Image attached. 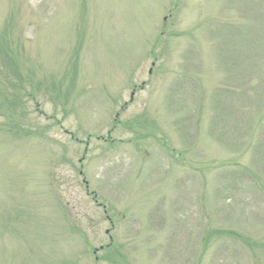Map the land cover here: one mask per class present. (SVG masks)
Returning a JSON list of instances; mask_svg holds the SVG:
<instances>
[{
    "label": "rangeland",
    "instance_id": "rangeland-1",
    "mask_svg": "<svg viewBox=\"0 0 264 264\" xmlns=\"http://www.w3.org/2000/svg\"><path fill=\"white\" fill-rule=\"evenodd\" d=\"M0 264H264V0H0Z\"/></svg>",
    "mask_w": 264,
    "mask_h": 264
}]
</instances>
